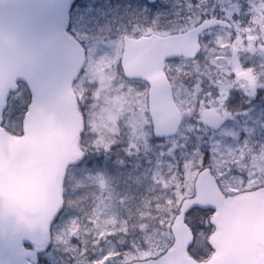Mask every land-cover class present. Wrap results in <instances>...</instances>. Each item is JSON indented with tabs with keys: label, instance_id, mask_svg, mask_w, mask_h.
Wrapping results in <instances>:
<instances>
[{
	"label": "rangeland",
	"instance_id": "obj_1",
	"mask_svg": "<svg viewBox=\"0 0 264 264\" xmlns=\"http://www.w3.org/2000/svg\"><path fill=\"white\" fill-rule=\"evenodd\" d=\"M185 1L156 0V10H146L149 0H81L74 12L71 31L84 40L87 47L86 67L74 85L87 123L82 143L101 153L92 154L68 174L69 181L76 179L77 191L74 200H67L65 211L53 226L54 245L52 251L44 255L51 264H121L157 257L171 245L173 237L167 223L173 218L180 197L193 192L192 182L179 174L184 175L189 167L187 174L191 180L195 166L203 159L200 132L204 107L196 102L199 90L186 85L183 78H176L175 73L174 94L185 120L176 137L156 140L147 107L148 86L140 81L130 82L123 76L119 62L120 34L124 31L139 36L158 31L155 27L161 22L158 16L164 15L172 5ZM202 1L207 3L202 6ZM240 4V0H197L190 8L200 9L196 15L199 19L214 18V10L223 9L230 20L240 10ZM251 11L253 21L263 27L257 31L256 38L264 39V0H248L246 15L249 18ZM161 28L163 30L164 25ZM250 29V26L241 27L234 39L232 33L224 29L206 32L202 36L200 58L194 62L177 59L167 69L188 71L204 65L210 74L215 69L229 72L228 66L234 62L233 50L246 65ZM213 84L218 89L211 102L227 97L230 118L213 135V172L226 193L260 187L264 184V142L261 143L263 135L251 132L247 123L244 102L248 87L236 78L230 88L221 76ZM224 90L227 96L223 95ZM29 100L25 85L10 99L11 114L6 111L5 122L17 133L21 131ZM187 141L194 146H185ZM99 156L115 159L109 157L98 167ZM139 174L147 186L137 181ZM128 178L132 181L128 187L131 193L146 188L141 200L136 197L138 193L133 194L137 200L135 205L122 185ZM135 181L139 183H133ZM68 194L73 191L66 190L67 198ZM209 214L208 210L197 209L187 215L188 223L196 232L192 251L199 257H205L210 250L206 242L211 231L206 220ZM83 231L89 236L88 248L80 256L73 239L81 237Z\"/></svg>",
	"mask_w": 264,
	"mask_h": 264
},
{
	"label": "water",
	"instance_id": "obj_2",
	"mask_svg": "<svg viewBox=\"0 0 264 264\" xmlns=\"http://www.w3.org/2000/svg\"><path fill=\"white\" fill-rule=\"evenodd\" d=\"M75 1L0 0V264H37L64 205L67 170L86 155L80 144L84 115L73 89L86 62V49L68 32ZM214 27L230 25L205 20L184 33L125 37L122 68L127 78L150 86L156 138L176 135L182 124L166 61L196 59L201 32ZM18 81L31 91L21 136L1 126ZM209 122L217 125L219 120L211 116ZM194 188L170 224L174 243L166 253L131 264H264V187L226 196L205 167ZM196 207L216 210L210 217L215 229L208 238L214 252L205 261L189 253L194 235L186 214ZM24 243L34 248L26 250Z\"/></svg>",
	"mask_w": 264,
	"mask_h": 264
},
{
	"label": "bare ground",
	"instance_id": "obj_3",
	"mask_svg": "<svg viewBox=\"0 0 264 264\" xmlns=\"http://www.w3.org/2000/svg\"><path fill=\"white\" fill-rule=\"evenodd\" d=\"M180 20H184V19H180ZM177 26L179 27V30L181 33H184L186 31H188L190 28L187 27L185 25V23H181L178 24ZM204 65L197 70H188V71H183V70H175V71H171V74L173 76V80H174V75L176 73V78L178 79H184L185 80V84L188 85L189 87H195L197 90H199V92H197V94H202L203 90L201 88L200 85L193 83L192 81L189 80V77H194L196 78L197 76H201V72L204 70ZM230 78L235 82L236 78H242L244 79L248 85H249V96H248V101L251 102H255V103H261L264 104V63H258V64H244L243 61L239 62L238 64L235 65V68L231 71V75ZM173 81H170V84L172 86V90H173V95L174 94V88H173ZM13 95V94H12ZM12 95L9 97H12ZM18 96V95H17ZM23 96L20 94V97ZM20 100V99H19ZM196 102L200 105V103L202 104V106L204 107V109H206L208 107V103H207V99L203 96H199L198 99L196 100ZM177 106L179 108V110L181 111L182 114V122H184L185 117H184V113L182 111V109L180 108V106L177 103ZM9 109V110H8ZM20 110V109H19ZM9 111L8 115L11 114V108H9V104L7 103V107L4 110V112ZM18 110H16L14 113H16ZM256 121L259 120L260 118V112L257 111L256 112ZM216 118H219V116H215ZM216 130V125L212 124V123H205L203 125V129L200 132V139H201V143L202 144H208L209 145V141H208V133L209 132H214ZM13 134L17 135L19 133L15 132L13 130ZM264 140L262 139L263 143ZM211 158H213V150L211 151L210 155ZM254 162L256 160L252 159ZM206 167H209L211 169V171H213L212 166H211V161L209 160L208 164ZM76 179H70L69 181V189L67 188L68 192L69 190L73 191V194H68V199L70 200H74L75 199V191H76ZM172 205V204H171ZM170 205V206H171ZM73 208V207H72ZM55 252H58L56 250H54ZM51 264V263H50Z\"/></svg>",
	"mask_w": 264,
	"mask_h": 264
},
{
	"label": "trees",
	"instance_id": "obj_4",
	"mask_svg": "<svg viewBox=\"0 0 264 264\" xmlns=\"http://www.w3.org/2000/svg\"><path fill=\"white\" fill-rule=\"evenodd\" d=\"M189 1H192L193 5H195L197 0H189ZM240 1H241V4H240L241 6H243V7L247 6V0H240ZM185 7H186V5H185ZM214 14L217 16H222V15H224V11H222L221 9H215ZM170 16H171V23H174L173 27L175 29H179L180 26H177V25L180 24L181 21H182V23H185V25L187 27H189L191 24H193L195 22V19H196V15L194 14L193 11H190L189 14H186V12H184V11H182L180 14H178L177 11H175V12L171 11ZM181 18L184 20H180ZM206 149L207 150L209 149V145L208 144H202V150L205 153H207Z\"/></svg>",
	"mask_w": 264,
	"mask_h": 264
},
{
	"label": "flooded vegetation",
	"instance_id": "obj_5",
	"mask_svg": "<svg viewBox=\"0 0 264 264\" xmlns=\"http://www.w3.org/2000/svg\"><path fill=\"white\" fill-rule=\"evenodd\" d=\"M259 111L260 112V118L259 121L260 123H264V104L261 103H253L252 107L249 110V115H250V122L252 126H255V122H256V112ZM222 118V117H221ZM227 120V118H225L223 120V122H225ZM222 122V123H223Z\"/></svg>",
	"mask_w": 264,
	"mask_h": 264
},
{
	"label": "snow or ice",
	"instance_id": "obj_6",
	"mask_svg": "<svg viewBox=\"0 0 264 264\" xmlns=\"http://www.w3.org/2000/svg\"><path fill=\"white\" fill-rule=\"evenodd\" d=\"M155 4H156V0H149V3L146 5V10L147 9L156 10ZM40 264H50V261L42 255Z\"/></svg>",
	"mask_w": 264,
	"mask_h": 264
}]
</instances>
